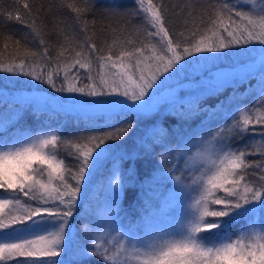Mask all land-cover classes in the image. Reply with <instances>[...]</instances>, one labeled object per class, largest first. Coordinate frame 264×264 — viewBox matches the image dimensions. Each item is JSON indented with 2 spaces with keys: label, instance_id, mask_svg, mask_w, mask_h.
<instances>
[{
  "label": "snow or ice",
  "instance_id": "obj_1",
  "mask_svg": "<svg viewBox=\"0 0 264 264\" xmlns=\"http://www.w3.org/2000/svg\"><path fill=\"white\" fill-rule=\"evenodd\" d=\"M16 3L14 10L0 16L10 25L29 29L25 44L31 36L44 46L36 18L27 19L33 15L29 0ZM134 3L133 13L146 25L143 40L128 39L115 53L110 46L106 55L85 41L87 50L83 45L74 50L70 63L60 60L66 49L53 61L47 46L42 51L25 48L22 57L12 55L6 61L0 55V72L30 77L57 93L124 98L74 100L77 104L142 111L154 106L169 81L198 62V54L259 45L262 75L256 107L243 105L229 112L228 98L216 108L197 105L178 112L180 120L170 129L161 127L152 137H142L143 151L155 156L156 166L147 181L149 191L142 185L130 205L136 215L121 207L123 182L115 161L103 198L94 206L88 198L102 163L119 147L114 142L124 141L136 125L125 121L112 131L67 139L55 130L33 134L12 125L8 117L0 119V264H61L56 258L65 250L66 233L81 215L82 205L86 239L81 252L89 264H264V128H255L264 126V108L259 107L264 105V0H216L205 27L189 29L187 36L170 33L162 5L153 0ZM67 7L77 21L92 10L73 3ZM194 12L190 8L188 15ZM109 14L117 13L111 9ZM7 39L12 40L11 35ZM13 43L21 47L20 39ZM0 102L9 103L6 98ZM176 105L184 107L179 98ZM196 116L204 118L195 128L186 127L185 122ZM10 125L16 131H10ZM250 133L248 144L233 146L234 139ZM138 155L133 151L128 158ZM250 155L262 158L250 161ZM168 181L174 182L171 187ZM241 220L247 225L232 238L229 227ZM212 236L218 242L210 240Z\"/></svg>",
  "mask_w": 264,
  "mask_h": 264
},
{
  "label": "trees",
  "instance_id": "obj_2",
  "mask_svg": "<svg viewBox=\"0 0 264 264\" xmlns=\"http://www.w3.org/2000/svg\"><path fill=\"white\" fill-rule=\"evenodd\" d=\"M231 2L240 4L241 0H231ZM29 3L33 15L27 17V19L36 18L37 25L41 29L43 39L46 42L44 46L48 47V54L53 58V61H55L60 50L66 49L65 55L60 60L70 63L75 58V51H80L82 45L84 50H87L85 41L94 43L97 49H103L106 55L110 46L113 53H115L119 47L126 44L128 39H133L136 42L144 39L146 25L142 16L133 13L136 8L134 0H29ZM68 3H73L82 8H91L92 10L84 14L80 21H77L76 13L67 7ZM153 3L162 5V14L170 33L184 32L187 36L189 29L196 26L205 27L207 18L212 15L211 5L215 4L216 0H153ZM17 6L16 0H0V12L14 10ZM250 7L249 5L241 10L247 11ZM190 8L195 9L193 16L188 15ZM111 9H115L117 14L110 15L109 10ZM85 22L86 30H82ZM226 23L228 22L226 21ZM28 31L29 29L21 24H8L4 17L0 16V33H2L0 35V55L4 60L7 61L12 55L24 56L25 48L30 51H42L44 46L39 45L38 39L33 41L32 37L29 36L28 43H24V37ZM9 35H11L12 40L7 39ZM16 39L21 40L19 49L13 43ZM4 43L8 44L7 49L4 48ZM249 52L247 46L226 49L218 53L225 58L217 60L212 67L221 70L230 64L229 60H240ZM80 71L83 73V70ZM209 72L211 70L199 73L189 66L185 73L169 81L168 88H171V91L162 89L161 93L157 94L154 106L142 111L121 110L119 106L112 105L77 104L74 100L111 101L123 100L124 98H93L84 97L78 93H57L48 85L33 81L30 77L0 72V101L5 98L9 101V103L0 102V109L12 107L23 109L21 116L12 125L28 130L37 127H55L56 131L67 139L79 135L112 131L114 127H119L125 121H130L136 125L133 132L124 141L114 142L119 147L113 149L109 158L102 163L91 186L93 190L88 193L90 203L94 198L101 196L102 191L100 189L102 186L100 184L105 178L106 171L110 169L113 161H115L123 182L122 206L123 209L132 213L130 205L135 203L134 196L141 192L142 185L144 192L149 191L147 181L151 178L152 171L156 166L155 156L152 154L146 155L143 151L140 143L142 137L145 139L152 137L158 133L161 127L170 129L174 122L180 120L178 112L188 111L197 105L204 108H216L226 98L229 101L241 99L247 104H251L255 93L253 89L261 86L262 73L258 69L236 80L225 81L228 78H222L217 81L218 84L214 87L210 86L211 89H208L210 87L200 88L199 90L202 91L200 93L196 90H184L172 96L174 88L198 79V74L207 75ZM57 82L59 83V81ZM84 83H89V81L84 80ZM208 85H211V83ZM162 95L164 96L163 99L160 98ZM177 98L182 101L183 109L177 107ZM127 103L131 104L132 102L127 101ZM259 107L264 108V105ZM203 118V116H196L190 122H185V126L195 128ZM213 123L215 124L216 121ZM255 128L259 131L264 126L255 125ZM9 130L16 131V127L10 125ZM250 140H252L251 133L243 139H234L232 144L234 147H242L248 144ZM257 140H259V137H257ZM133 151L139 153L135 160L128 158V155ZM249 151H254V148L250 146ZM261 158L259 155L248 157L250 161ZM67 162L71 163V159L69 158ZM132 167L135 168L134 174L129 173V169ZM170 183L171 181L167 182L168 187H170ZM83 207L82 205L81 215L77 216L70 230L67 231L68 248L59 260L61 264H89L87 258L78 261L70 257L72 252L76 251V248L83 246L85 243L86 237L81 231ZM132 214L136 215L135 213ZM246 225V220L231 225L229 227L231 236H236L240 229Z\"/></svg>",
  "mask_w": 264,
  "mask_h": 264
},
{
  "label": "rangeland",
  "instance_id": "obj_3",
  "mask_svg": "<svg viewBox=\"0 0 264 264\" xmlns=\"http://www.w3.org/2000/svg\"><path fill=\"white\" fill-rule=\"evenodd\" d=\"M247 49L250 50V52L247 55H244L243 58H241L240 60H235V61L229 60L228 62H230V64L221 70L212 67V65L215 64L217 62V60L224 59L225 57L223 55H220L218 53L198 54L201 58L198 60V62L192 64L191 68L194 69L196 72H199V73H202V72H205L208 70H211V72H209L207 75H203V74L199 75L198 74V79L191 80L190 83H188V84L183 83L181 86L174 88L172 96H175L177 93L183 92L184 90H191V91L196 90V91H198V93H200V92H202L199 90L200 88H202V87L208 88L210 86L214 87L216 84H218L217 81L222 79V78H228L225 81L233 80V79L236 80V79H239L241 77L248 75L249 73L253 72L254 70L260 69V67H261L260 46L259 45L247 46ZM203 57H209V59H204ZM189 59H191V58H189ZM209 83H211V85H208ZM173 86H175V85H173ZM211 88L212 87H210L208 89H211ZM171 90H172L171 88L165 89V91H171ZM253 90L255 91V93L253 94L254 100L251 104H247L246 102L242 101L241 99H236L234 101L230 100L229 103L226 105L228 107L229 112H231L232 109L237 108L238 106H243V105H248L250 107H256V101H257V98L260 94V86H258L257 88H255ZM22 112H23V109L18 108V107L0 109V119H3L4 117H8L11 121V124H12L21 116ZM229 123H230V121H229ZM41 129L55 130L56 131L55 127H49V128L37 127L35 129H29V130L31 132H33V134H35L36 132H38ZM26 130H28V129H26ZM112 167H113V165L110 166V169ZM109 170L106 171L105 178L100 184V186H102L101 189L99 188L102 191L101 196L100 197L98 196L91 201V204L93 206L95 205L97 198H101V199L103 198L104 189L107 187V179L110 175ZM176 174H179V173H176ZM173 183L174 182L171 181L170 187L172 186ZM121 195H122V190H121ZM121 207L123 208L122 202H121ZM256 218L260 219V217H256ZM236 236H234L232 238H235ZM66 239H67V237H66ZM209 239L210 240H217V242H218V238L215 236L209 237ZM67 248H68V241H67V245L65 247V250ZM82 248H83V246L76 248V251L72 252L70 257L72 259L78 260V261H83L84 259H86V257L82 255V252H81ZM64 251L61 253L60 257L56 258L57 260L61 259L62 255L64 254ZM18 259L22 260L24 258L20 257ZM9 264H15V261H10Z\"/></svg>",
  "mask_w": 264,
  "mask_h": 264
}]
</instances>
